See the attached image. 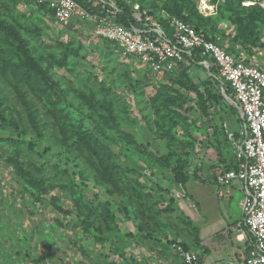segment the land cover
I'll return each mask as SVG.
<instances>
[{
  "label": "rangeland",
  "instance_id": "374dc122",
  "mask_svg": "<svg viewBox=\"0 0 264 264\" xmlns=\"http://www.w3.org/2000/svg\"><path fill=\"white\" fill-rule=\"evenodd\" d=\"M25 1L0 0L26 51L0 29V264H178L179 245L203 257L187 184L237 163L239 111L220 82L201 65L153 71ZM110 1L183 14L261 59L264 12L249 0Z\"/></svg>",
  "mask_w": 264,
  "mask_h": 264
},
{
  "label": "built area",
  "instance_id": "2783aa9c",
  "mask_svg": "<svg viewBox=\"0 0 264 264\" xmlns=\"http://www.w3.org/2000/svg\"><path fill=\"white\" fill-rule=\"evenodd\" d=\"M56 20L68 25L86 22L99 37L109 40L123 57L138 59L156 72H172L182 64L206 68L221 84L239 111L237 167L223 166L216 172L217 182L242 185L243 221L240 236L246 242V264H264V49L260 61L237 56L218 41L208 39L196 27L172 17L170 35L157 17L138 2L133 4L134 23L118 22L122 9L110 0H39ZM248 2L255 3V0ZM245 2L244 4H247ZM264 6V0L260 2ZM164 18L170 15L162 14ZM216 70L212 71L211 66ZM178 264H203L199 255L176 246Z\"/></svg>",
  "mask_w": 264,
  "mask_h": 264
},
{
  "label": "crops",
  "instance_id": "0c3cea01",
  "mask_svg": "<svg viewBox=\"0 0 264 264\" xmlns=\"http://www.w3.org/2000/svg\"><path fill=\"white\" fill-rule=\"evenodd\" d=\"M259 62L258 59H250ZM190 197L199 208L204 219L202 245L206 246L207 262L203 264H234L240 259L245 261L246 242L240 236L243 221L242 198L235 200L238 192H243L239 181L230 185H221L215 181L194 180L187 184ZM239 197V196H238ZM213 253V254H212Z\"/></svg>",
  "mask_w": 264,
  "mask_h": 264
},
{
  "label": "trees",
  "instance_id": "16d2710c",
  "mask_svg": "<svg viewBox=\"0 0 264 264\" xmlns=\"http://www.w3.org/2000/svg\"><path fill=\"white\" fill-rule=\"evenodd\" d=\"M31 2H38L39 3V5L40 6H42V7H45L49 12H50V14H52L53 15V11L46 5V4H43V3H40L39 2V0H28V1H25V4L26 5H28L29 3H31ZM119 6H120V8L122 9V12H120L119 13V15H118V22H120V23H123V24H125V25H130L131 23H134L135 22V19L133 18V14H132V7H133V4L134 3H129L128 1H115ZM138 3H140L141 5H142V7H144L145 8V6L143 5V3H141L140 1H137ZM261 1L260 0H255V3L254 4H252L251 6H255V7H257V8H262V10H263V12H264V6H262L261 5V3H260ZM136 3V2H135ZM149 9V8H148ZM149 11H150V13H152V14H154L156 17H157V19L159 20V22L164 26V28L167 30V32L172 36V35H174V28L170 25V19L172 18V17H177V18H181V19H183L184 21H186V22H188L189 24H192V25H194L195 27H196V29L199 31V32H202V33H204L205 35H206V37L208 38V39H212V40H215V41H218L219 43H221L222 44V42L217 38V37H215V36H212V35H209L205 30H203V29H201L198 25H195L191 20H189L185 15H183V14H173V13H169V12H167V14L168 15H170V18H164L163 16H162V12L164 11L165 12V10H162V11H156V10H154V9H149ZM258 15H260V14H258ZM54 16V15H53ZM260 17V16H259ZM78 23H81L82 24V22H80V21H72L69 25H74V24H78ZM0 29H7L8 31H9V33H10V35H11V33H12V30H11V28L10 27H8L7 25H3V24H0ZM13 35H14V37L18 40V41H16L17 42V48H19V49H23V52L24 53H26V51H25V49H24V46H23V43H22V41L20 40L19 41V35H18V33H12ZM258 36V35H257ZM256 38V37H255ZM254 38V39H255ZM104 40H106V39H104ZM108 43H110L111 44V42L109 41V40H106ZM223 45V44H222ZM229 50V49H228ZM231 51V50H230ZM233 52V51H232ZM234 53V52H233ZM235 54V53H234ZM235 55H237V54H235ZM237 56H239V55H237ZM128 58H133V57H128ZM248 60H250V59H248ZM190 65H198V64H194V63H192V64H190ZM182 66H185V67H187L188 65L187 64H182ZM211 70L212 71H215L216 70V66L215 65H212L211 66ZM1 101V100H0ZM5 121L6 120V118H5V116L1 113L0 114V121ZM12 123V122H11ZM0 138L1 139H3V137H1L0 136ZM6 140H8V141H14V139L13 138H8V139H6ZM185 164H186V160L184 159V160H182V159H180V160H178L177 161V164L173 167V172H174V175H175V179H176V181L178 182V183H180V184H185V182H186V173H185ZM237 167V163L235 164V166L234 167H232V168H236ZM185 246V249H187V250H190V249H188V246L187 245H184ZM181 262V261H180Z\"/></svg>",
  "mask_w": 264,
  "mask_h": 264
},
{
  "label": "bare ground",
  "instance_id": "6f19581e",
  "mask_svg": "<svg viewBox=\"0 0 264 264\" xmlns=\"http://www.w3.org/2000/svg\"><path fill=\"white\" fill-rule=\"evenodd\" d=\"M253 3L252 2H248L247 4H245V5H252ZM207 8V7H206Z\"/></svg>",
  "mask_w": 264,
  "mask_h": 264
}]
</instances>
